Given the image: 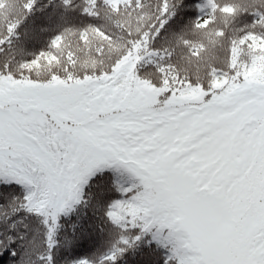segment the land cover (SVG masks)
<instances>
[{
  "label": "snow or ice",
  "instance_id": "obj_1",
  "mask_svg": "<svg viewBox=\"0 0 264 264\" xmlns=\"http://www.w3.org/2000/svg\"><path fill=\"white\" fill-rule=\"evenodd\" d=\"M130 260L264 264V0H0V264Z\"/></svg>",
  "mask_w": 264,
  "mask_h": 264
},
{
  "label": "trees",
  "instance_id": "obj_2",
  "mask_svg": "<svg viewBox=\"0 0 264 264\" xmlns=\"http://www.w3.org/2000/svg\"><path fill=\"white\" fill-rule=\"evenodd\" d=\"M139 258H137V260H138ZM129 264H132V261L130 260V262H129Z\"/></svg>",
  "mask_w": 264,
  "mask_h": 264
}]
</instances>
